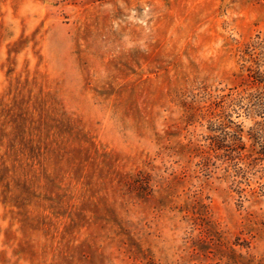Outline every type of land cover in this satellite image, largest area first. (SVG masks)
Instances as JSON below:
<instances>
[{
    "label": "rangeland",
    "instance_id": "374dc122",
    "mask_svg": "<svg viewBox=\"0 0 264 264\" xmlns=\"http://www.w3.org/2000/svg\"><path fill=\"white\" fill-rule=\"evenodd\" d=\"M0 264H264V0H0Z\"/></svg>",
    "mask_w": 264,
    "mask_h": 264
}]
</instances>
